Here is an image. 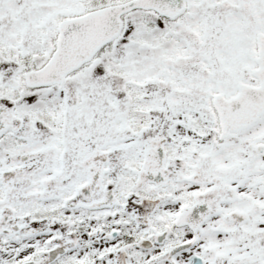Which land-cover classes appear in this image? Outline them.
<instances>
[{"label":"snow or ice","instance_id":"6c2138e0","mask_svg":"<svg viewBox=\"0 0 264 264\" xmlns=\"http://www.w3.org/2000/svg\"><path fill=\"white\" fill-rule=\"evenodd\" d=\"M0 264H264V0H0Z\"/></svg>","mask_w":264,"mask_h":264}]
</instances>
